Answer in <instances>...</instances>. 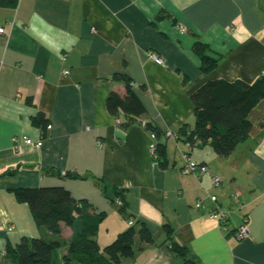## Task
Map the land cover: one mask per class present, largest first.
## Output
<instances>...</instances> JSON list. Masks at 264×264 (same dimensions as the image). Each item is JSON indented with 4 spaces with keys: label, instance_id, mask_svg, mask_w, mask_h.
Returning a JSON list of instances; mask_svg holds the SVG:
<instances>
[{
    "label": "crops",
    "instance_id": "1",
    "mask_svg": "<svg viewBox=\"0 0 264 264\" xmlns=\"http://www.w3.org/2000/svg\"><path fill=\"white\" fill-rule=\"evenodd\" d=\"M0 26V264H18L23 239L52 238L15 189L58 185L103 216L101 248L132 225L149 227L153 241L138 233L134 255L117 264H264V131L228 156L196 139L189 148L182 133L195 126L191 95L202 84L264 73V0H0ZM197 41L218 60L209 72L201 70ZM117 73L131 78L146 107L128 127L124 112L107 108L111 91L125 92ZM39 111L49 119L46 134L32 123ZM145 122L158 129L162 157L151 152ZM17 135L43 145L16 149ZM185 151L209 172L183 173ZM214 174L221 187H213ZM209 194L229 210L224 225L208 216ZM245 216L250 236L240 239ZM61 226L66 244L53 264H82L69 255L80 217ZM173 242L185 254L173 252Z\"/></svg>",
    "mask_w": 264,
    "mask_h": 264
},
{
    "label": "trees",
    "instance_id": "2",
    "mask_svg": "<svg viewBox=\"0 0 264 264\" xmlns=\"http://www.w3.org/2000/svg\"><path fill=\"white\" fill-rule=\"evenodd\" d=\"M206 46L201 41L194 45L195 52L200 55L203 72H209L218 65V60L205 52ZM115 78L124 81L125 92L111 91L107 98V108L115 116L120 111L124 112L129 119L122 125L128 127L143 118L146 107L127 74L117 73ZM191 100L194 104L195 126L191 131L184 126L182 133L192 146L196 139L200 143L210 144L219 156H228L239 143L264 131V74L251 82L241 78L209 80L192 93ZM32 123L43 134H46L50 126L43 111L32 117ZM145 125L159 136L158 129L152 123L145 122ZM158 143V156L162 157L165 147L159 138ZM14 192L19 201L29 204L37 225L52 234L51 239L36 237L31 243L23 239L17 246L18 264H53L56 249L66 244L61 222L73 225L78 216L83 228L70 243L69 255L82 264H117L122 256L132 257L134 238L138 233L143 241H153L151 230L141 222L139 230L132 225L101 248L96 237L103 216L96 214L85 201L77 200L64 186L21 187ZM165 227L170 236L172 228L169 225ZM171 247L173 252L185 254V248L178 243L173 242ZM65 259L70 260L69 256ZM187 264L195 262L187 260Z\"/></svg>",
    "mask_w": 264,
    "mask_h": 264
},
{
    "label": "built area",
    "instance_id": "3",
    "mask_svg": "<svg viewBox=\"0 0 264 264\" xmlns=\"http://www.w3.org/2000/svg\"><path fill=\"white\" fill-rule=\"evenodd\" d=\"M185 28L182 26L181 30H184ZM5 33V28L3 26H0V35ZM149 56L158 64L163 63V59L161 56H159L156 52L154 51H149ZM69 70H65L64 74H69ZM151 134V143H150V149L151 152L153 153L155 158H158V137L155 132L150 131ZM167 136H174L173 132L167 133ZM14 144L16 149H20L21 146L23 145H30V146H42L43 141H35L30 137L26 136H15L13 138ZM189 148H192V144L188 142ZM183 157L186 161L184 167L182 168L183 173H194L197 175L205 174L209 172V167L207 164L204 163H199L191 159L190 157V152L185 151L183 153ZM65 173V172H64ZM212 185L213 187H221L222 185V177L220 175L214 174L212 176ZM241 191L240 190H235L234 193L232 194V199L234 202H236V209L237 210H243L244 208V203L241 201ZM210 200L214 203V206L210 211L208 212V216L212 219L218 220V222L221 225H224V223L227 221L229 218V210L223 208L219 202H218V196L216 194H209ZM117 203L119 205H122L123 202L121 200H117ZM197 208L202 207V202L198 201L195 205ZM129 223L132 225L134 223L133 219H130ZM238 235L240 239H245L250 236V231H249V218L245 216L243 218V222L241 225L238 227Z\"/></svg>",
    "mask_w": 264,
    "mask_h": 264
},
{
    "label": "bare ground",
    "instance_id": "4",
    "mask_svg": "<svg viewBox=\"0 0 264 264\" xmlns=\"http://www.w3.org/2000/svg\"><path fill=\"white\" fill-rule=\"evenodd\" d=\"M264 74V73H263ZM159 144V143H158Z\"/></svg>",
    "mask_w": 264,
    "mask_h": 264
}]
</instances>
